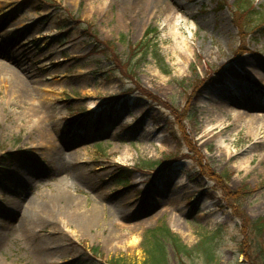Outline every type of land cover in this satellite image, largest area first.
I'll use <instances>...</instances> for the list:
<instances>
[{
  "label": "rangeland",
  "instance_id": "374dc122",
  "mask_svg": "<svg viewBox=\"0 0 264 264\" xmlns=\"http://www.w3.org/2000/svg\"><path fill=\"white\" fill-rule=\"evenodd\" d=\"M32 1L0 0V51L38 78L34 101L0 78V264H145L146 238L160 227L190 249L221 230L213 264H247L240 243L264 248V231L252 229L264 220V123L258 129L243 111L261 106L252 112L264 117V74L240 61L264 66V0H255L247 38L232 20L236 0L224 9L222 0H193V18L144 21L109 2L99 17L95 0ZM91 35L123 63L132 59L135 77L97 53ZM135 82L176 114L139 91L113 100ZM44 102L53 117L31 120L30 107ZM174 157L182 161L160 163ZM153 192L176 210L148 204ZM166 256L206 259L202 250L181 258L169 244Z\"/></svg>",
  "mask_w": 264,
  "mask_h": 264
},
{
  "label": "trees",
  "instance_id": "16d2710c",
  "mask_svg": "<svg viewBox=\"0 0 264 264\" xmlns=\"http://www.w3.org/2000/svg\"><path fill=\"white\" fill-rule=\"evenodd\" d=\"M223 3L217 4V6L220 9L226 8L227 0H222ZM258 11L255 4V0H236L235 1V7L232 8L231 15L234 25L237 27L239 31L240 38H247L250 36V33H248V30H251L253 27H255V17L257 16ZM83 25V23H82ZM87 29L89 30V26H87ZM86 29L87 33L88 30ZM153 32H148L147 36L151 35ZM248 33V34H247ZM92 42L95 43V51L99 54H102L104 57H110L113 64H117L119 68H122L123 72L128 77H133L134 68H132V59L128 61L127 63H123L118 55H115L111 52H108L107 47H109L110 43H101L98 41V38L96 36L91 35ZM139 46L138 48H140ZM137 48H131V51L135 53V50ZM150 50V48L148 47ZM147 49V52L144 54L145 56L148 55L149 50ZM157 58H159L158 54L155 53ZM162 61V60H160ZM135 77V76H134ZM133 77V78H134ZM135 90H131L127 92L126 94H121L119 96H116L113 100L114 101H120L122 98L126 97V95H132L135 91L141 92L143 98L152 101L154 103H157L162 106V108L170 110L171 114H176V112L173 110V108L168 105L167 103H164L163 101L157 99L153 95H151L148 91L143 89L141 86H139L136 82L133 83ZM176 116V115H175ZM179 157L171 158L170 160H167L166 162H160L161 164H166L167 162L173 165L174 163L180 162L182 160H179ZM154 164V163H153ZM152 164V165H153ZM122 171H128L127 169L121 168ZM123 172L120 173L121 175V181L124 185H129V180L126 176H122ZM244 221V219H243ZM253 232L256 236H261V234L264 231V220L261 219L252 225ZM221 236V230H217L216 232H206L202 235L200 243L194 248L190 249L183 245L182 241L175 235H173L170 230H168L165 227L157 228L156 230L150 231L146 242L144 244L147 259L145 261V264H169L166 256L167 251V245L169 244L172 249L175 251L177 256H183L189 258H193V255L196 251L202 250L203 254L205 255V264H213L215 260L217 259V242L220 239ZM238 244V243H237ZM239 247L241 248V254L246 256V263L247 264H264V248H259L258 253L256 248H253L251 246L245 243H240ZM246 249V250H245ZM110 264H125V262L121 259H113L111 260ZM180 264H185L183 260H180Z\"/></svg>",
  "mask_w": 264,
  "mask_h": 264
},
{
  "label": "bare ground",
  "instance_id": "6f19581e",
  "mask_svg": "<svg viewBox=\"0 0 264 264\" xmlns=\"http://www.w3.org/2000/svg\"><path fill=\"white\" fill-rule=\"evenodd\" d=\"M192 1L193 0H95L91 2V5H92V9L99 17H105L106 15L105 5H107V3L109 2V6L110 7L115 6L117 8V13L124 19L144 21L158 16H167L169 19H174L175 13L177 11H180L186 16H190L193 18L195 14L191 10V8L188 7L189 3ZM33 5L34 4L32 0H22V6L24 7H30ZM93 6L97 7L96 8L97 10H95ZM12 44L14 45H12L11 50H13L14 48L15 49L14 55L19 57L21 55V52H18L17 46L21 48V44L17 45V43L13 41ZM12 59L14 60V58L9 57L7 51L4 52L0 51V78L3 77L8 78L10 90L15 95L16 94L20 95L22 99H27V100L29 99L31 101H34V98H36L38 95V89L36 86V84H38V80H37L38 78L31 77L29 75V72L26 69H24L20 61H18L17 63H13L14 65H10L11 62H14L12 61ZM240 63L242 64L244 69H246L247 71L253 74L256 75L264 74V69H262L264 68V66L261 65L258 60H253L251 58H244L242 61H240ZM235 77H236L235 75H232V78ZM238 78L239 77L237 76L235 79L237 80ZM235 96L238 99L245 100V102L247 101V98L245 99L244 95L240 93H237ZM248 107L251 109H249ZM247 108L248 110L243 111V115H245V117L251 118V120H253L252 122H255L259 129L261 126V122L264 123V117L259 119L256 115H253L252 110L260 109L261 106L254 105L251 107L247 106ZM40 114H52L51 116L53 117V114L55 113L51 110V107L49 108L48 105L45 104V102L40 103L38 105L33 104L30 107V113H29L30 119L34 120V118ZM122 122L130 123L131 120L129 118H124ZM39 137H41V135ZM56 159H58V161L60 162L61 154L58 153ZM23 186L29 187V181L24 180ZM162 196H164L165 199H161L157 193L153 192L152 194H150L147 203L158 207L165 206L167 207V211L170 210L175 211L176 209L174 204L171 202V200L167 199L168 194L164 193L162 194ZM28 204H29L28 210H30V213H33L35 210V204L34 203H28ZM9 211L10 208L6 210V216L8 215ZM11 211L13 212L10 218H14L16 216V208L15 209L11 208Z\"/></svg>",
  "mask_w": 264,
  "mask_h": 264
},
{
  "label": "water",
  "instance_id": "95a60500",
  "mask_svg": "<svg viewBox=\"0 0 264 264\" xmlns=\"http://www.w3.org/2000/svg\"><path fill=\"white\" fill-rule=\"evenodd\" d=\"M10 211H11V206H10Z\"/></svg>",
  "mask_w": 264,
  "mask_h": 264
}]
</instances>
